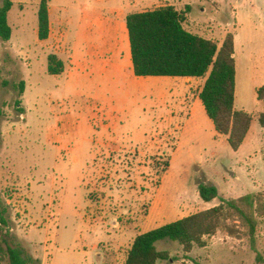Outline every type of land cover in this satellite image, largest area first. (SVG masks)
Returning <instances> with one entry per match:
<instances>
[{"label":"rangeland","instance_id":"374dc122","mask_svg":"<svg viewBox=\"0 0 264 264\" xmlns=\"http://www.w3.org/2000/svg\"><path fill=\"white\" fill-rule=\"evenodd\" d=\"M40 2L13 0L12 38L0 39L2 230L31 264H124L138 235L264 192V0H49L47 41L38 38ZM163 6L186 12L185 28L220 47L234 36L235 108L253 118L239 150L196 99L205 79L134 75L126 20V31L116 22ZM51 54L64 62L60 75L48 72ZM201 183L219 197L205 202ZM258 222L257 251L244 230H220L188 254L158 242L170 254L158 264H264Z\"/></svg>","mask_w":264,"mask_h":264},{"label":"trees","instance_id":"16d2710c","mask_svg":"<svg viewBox=\"0 0 264 264\" xmlns=\"http://www.w3.org/2000/svg\"><path fill=\"white\" fill-rule=\"evenodd\" d=\"M13 6V0H3L0 5V39L6 42L13 34L8 19ZM38 19V38L47 41L51 35L49 0H41ZM186 21V12L173 6L127 16L134 75L205 79L198 97L217 133L226 136L229 146L237 151L251 130L253 118L235 108L237 62L234 36L228 35L220 47L215 41L188 31ZM48 63L50 75L64 72V62L58 55L51 54ZM20 90L24 93V84ZM258 97L264 100V88L258 91ZM259 124L264 128V113L259 117ZM168 167L169 163L165 172ZM198 189L200 197L207 203L219 197V189L214 185L201 183ZM259 218H264V192L222 200L220 205L211 209L138 235L127 252L124 264H158L161 260H169L170 254L157 248V243L162 241L176 242L186 254L191 253L196 246L207 247L206 239L214 237L220 230H226L235 237H240L244 230L251 248L256 250ZM7 224L0 212L1 261L31 264L33 259L25 249L12 242L9 232L3 233L2 227Z\"/></svg>","mask_w":264,"mask_h":264},{"label":"crops","instance_id":"0c3cea01","mask_svg":"<svg viewBox=\"0 0 264 264\" xmlns=\"http://www.w3.org/2000/svg\"><path fill=\"white\" fill-rule=\"evenodd\" d=\"M100 15V14H99ZM101 16V15H100ZM127 16L128 15H125V13H123V14H121V16H120V18L118 19V21L116 22V24H117V26L119 27L118 28V30H119V32H120V30L121 31H126V29L124 28V26H123V22H124V20H126V18H127ZM50 17H51V12H50ZM104 29V28H103ZM51 34H52V23H51ZM120 36H121V33H120ZM50 37H51V35H50ZM105 37V35H102V38L103 39H105L104 38ZM50 39V38H49ZM126 35H125V37H124V42L123 43H125L126 42ZM120 40H121V37H120ZM59 43H60V47H62V48H60V51H61V49H63V47H64V43L62 42V34H61V39L59 40ZM120 44H121V42H120ZM61 53V52H60ZM63 53V52H62ZM131 57H132V54H131ZM131 66V65H130ZM132 66H133V62H132ZM115 68V67H114ZM122 69H123V67L122 66H120V65H118V66H116V70H118L119 72H116V74H119L120 72H122ZM160 78V77H159ZM186 79V81H187V83L188 84H190V83H192V82H194V81H196V80H199V79H194V78H185ZM196 99H199V97H197Z\"/></svg>","mask_w":264,"mask_h":264}]
</instances>
